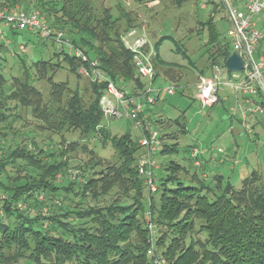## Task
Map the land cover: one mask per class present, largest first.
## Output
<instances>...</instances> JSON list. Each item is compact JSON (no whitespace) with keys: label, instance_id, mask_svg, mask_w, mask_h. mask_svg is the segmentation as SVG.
Here are the masks:
<instances>
[{"label":"trees","instance_id":"obj_1","mask_svg":"<svg viewBox=\"0 0 264 264\" xmlns=\"http://www.w3.org/2000/svg\"><path fill=\"white\" fill-rule=\"evenodd\" d=\"M134 1L143 4L147 0ZM3 7L39 12L53 29L64 31L75 46L97 59L100 69L118 86L131 85L134 91L144 88L132 54L121 41L125 32L135 28L128 13H124L121 30V19L110 8L99 12L94 0H0ZM216 9L222 12L218 6L213 11ZM202 27L208 30L205 54L211 67L225 68L232 53L229 42L221 38L213 17ZM113 43L116 50L110 47ZM157 47L153 59L156 79L176 78L171 69L168 78L156 71L157 63L165 64ZM16 56L24 76L14 77L10 86L4 87L6 80L0 75V264L11 260L16 264L20 260L24 264H158L160 258L166 264H264V172L244 178L240 188L217 173L213 181L220 193L210 198L205 194L208 183L197 172L193 178H198L200 187L181 179L178 172L184 168L170 160L168 173L159 176L152 193L139 174L142 148L138 139L129 132L112 136L103 125L99 102L107 84L90 82L94 97L87 104L67 82L54 81L64 64L80 77L81 63L75 57L55 52L56 63L52 57L27 66L19 53ZM31 69L47 78V99L34 86ZM19 108L28 110L43 132L63 140L67 132L98 136L103 146L111 144L116 163L104 162L78 142L62 141L61 148L52 151L55 145L47 140L42 145L36 140L29 144L8 141L10 134H16L11 124L23 118L14 112ZM159 110L151 109L149 119L160 132L158 126L163 121L156 117ZM174 122L187 133L186 124L179 119ZM2 123H8V128ZM160 134L162 141L177 139L169 133ZM192 149L187 148L190 155ZM79 150L90 159L80 162L71 174L67 154ZM180 153L178 143H163L158 156L164 159ZM205 170L208 168L202 167L199 172ZM109 196L112 201L105 202ZM56 200L60 205H55ZM44 208H49V214L42 212ZM146 210L152 212L156 231L163 228L155 242L160 251L153 249L152 256L148 255L151 243L143 221ZM195 232L205 234V239L195 241Z\"/></svg>","mask_w":264,"mask_h":264},{"label":"rangeland","instance_id":"obj_2","mask_svg":"<svg viewBox=\"0 0 264 264\" xmlns=\"http://www.w3.org/2000/svg\"><path fill=\"white\" fill-rule=\"evenodd\" d=\"M94 5L99 12H102L105 8L112 9L113 15L121 19L118 21L121 30L125 26L124 13H128L133 18V26L146 33L154 49V54L156 55V44H158L157 50L160 59L166 65H170L165 66V64L157 63L156 71L158 74L168 78L166 73L169 69L176 74V78H169L167 81L157 78L154 82L155 88H166L170 84L178 87L174 95H167L163 92L155 107L160 109L156 112V117L163 121V124L158 126L160 132H163V134L169 133L177 138L176 140L164 139L163 143H178L181 150L179 155H172L168 158L160 159L157 156L159 169L154 170L155 182H158L161 174L168 173L170 160L184 168V171L178 172L181 179L200 187L201 183L198 182V178H193L194 172H197L201 177L200 179L208 183L205 194L210 198L220 193L216 190V183L213 181V176L217 173L230 178L236 188H240L242 180L250 177L253 172L263 174L264 112L258 115H248L244 121L241 114L242 111L247 109V106L243 102V97L237 95V103L235 94L226 86L220 89L221 101L212 107L205 108L196 99V84L200 78H212L214 76V68L211 67L208 55L205 54V45L208 43V30L202 25L210 19V16L213 17L217 30L221 33V38L228 42L226 33L229 24L224 19L223 13L219 12L218 8L214 12V7L211 6L204 9L202 7L203 0H147L143 4H138L134 0H94ZM121 7L123 11L120 10ZM18 9L22 10L21 7H18ZM202 28L204 29L202 30ZM6 35L11 39L13 45L11 44V48H6L0 55V75L6 80L4 87L10 86L14 77L24 76V68L20 57L12 52L14 51L13 47L17 51L16 45L23 44L27 46V53L20 54L26 60L27 66L41 59L49 60L53 57V53L58 52L51 42L40 39L34 33L19 32L14 34L8 31ZM164 37L168 39L160 41ZM110 47L112 50H116L114 43ZM179 50L182 52H179ZM52 61L53 63L57 62L54 57ZM31 70L32 78L35 79L34 86L47 99L50 89L47 78H43L40 73ZM54 81L67 82L71 89L78 90L87 104L94 97L92 96L90 81L72 73L66 64L56 73ZM132 88L131 85L126 87L128 91ZM11 105L10 107L14 108L15 104ZM232 108L236 111L235 116H232ZM14 112L20 114L23 118L20 122L18 120L13 125L11 124L10 128L12 127L11 129L15 130L16 134H10L8 141L29 144V140H36L42 145L44 140H47L55 145L51 147L52 151L55 150L56 146L60 149L59 143L61 144L62 141L67 143L78 142L80 145H85L89 151H94L95 156L106 163L113 164L117 161L111 144L103 146L100 138L96 135L81 136L80 133L67 132V134H64L63 140L61 136L43 132L39 127L40 123L32 119L28 110L19 108ZM177 119L182 124H186L187 133L181 132V127L174 122ZM8 125V123L1 124L2 127L7 128ZM103 125L107 127L112 136L121 137L129 132L135 138L134 140L139 137V132L125 120L105 119ZM10 128L6 130H10ZM188 147H193V149L200 147L207 151L201 160V167H196L193 160H190ZM219 149H222L223 152H219ZM67 155L70 159L69 171L71 174L76 173L75 167L80 162H87L90 159L89 154L82 153L80 150ZM213 158L216 161L212 160ZM202 167L208 168L203 174L199 172ZM45 197L47 198L46 195ZM110 201H112L110 196L105 199V202ZM91 204L93 203L91 202ZM147 212L151 211L146 210L143 214L145 226ZM162 229V227H158V231L155 230L153 237L148 232L149 242L151 243L149 250H155L156 248L159 250L155 242L157 237L161 235ZM193 239L195 241L204 240L205 234L195 232ZM188 242L189 240H187ZM11 258L15 259L14 257ZM23 261L20 260L18 264H24ZM7 264L16 263L11 260Z\"/></svg>","mask_w":264,"mask_h":264},{"label":"built area","instance_id":"obj_3","mask_svg":"<svg viewBox=\"0 0 264 264\" xmlns=\"http://www.w3.org/2000/svg\"><path fill=\"white\" fill-rule=\"evenodd\" d=\"M218 6L222 9L224 19L229 24L226 38L232 53L239 55L243 68L240 72H229L225 68H214L212 78L201 77L196 84V99L203 107H212L221 101L219 92L223 87H229L236 96L243 97L247 106L242 111L245 121L248 115H258L264 112V0H203L202 7ZM30 32L40 39L51 42L60 53H66L80 61L78 73L90 82L107 84L101 99L100 108L104 119L125 120L130 122L139 132L138 143L142 155L138 161L139 174L145 179L149 190L156 192L154 170L159 169L157 156L162 151L163 141L160 132L149 119L151 109L157 105L162 93L174 95L178 87L170 84L166 88H155L156 72L153 64L154 49L143 30L132 28L122 35V44L131 54L132 62L138 77L144 82L142 90H127L118 86L100 69L97 59L90 58L83 49L75 46L64 31L53 29L44 16L37 11H24L0 8V55L6 48H11V39L6 33ZM13 54L27 53V46L18 44ZM231 53V54H232ZM154 54V55H153ZM232 116L236 115L231 109ZM223 152L222 149L218 150ZM207 151L197 147L191 151V159L196 167H201L202 159ZM60 205L59 201H54ZM44 214H49V208H44ZM145 223L151 237L156 227L151 212L145 215ZM154 250H148L152 256ZM158 264H166L163 258L156 260Z\"/></svg>","mask_w":264,"mask_h":264},{"label":"water","instance_id":"obj_4","mask_svg":"<svg viewBox=\"0 0 264 264\" xmlns=\"http://www.w3.org/2000/svg\"><path fill=\"white\" fill-rule=\"evenodd\" d=\"M243 68V63L238 54L232 53L226 61V69L229 72H240Z\"/></svg>","mask_w":264,"mask_h":264},{"label":"crops","instance_id":"obj_5","mask_svg":"<svg viewBox=\"0 0 264 264\" xmlns=\"http://www.w3.org/2000/svg\"><path fill=\"white\" fill-rule=\"evenodd\" d=\"M210 159H211V158H210ZM212 160L216 161V159H214V158H213Z\"/></svg>","mask_w":264,"mask_h":264}]
</instances>
